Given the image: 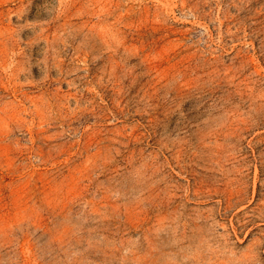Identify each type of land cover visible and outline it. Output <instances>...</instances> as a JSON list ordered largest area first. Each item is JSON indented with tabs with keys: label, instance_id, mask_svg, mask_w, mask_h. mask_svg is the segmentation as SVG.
<instances>
[{
	"label": "rangeland",
	"instance_id": "374dc122",
	"mask_svg": "<svg viewBox=\"0 0 264 264\" xmlns=\"http://www.w3.org/2000/svg\"><path fill=\"white\" fill-rule=\"evenodd\" d=\"M0 264H264V0H0Z\"/></svg>",
	"mask_w": 264,
	"mask_h": 264
}]
</instances>
